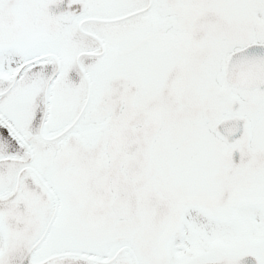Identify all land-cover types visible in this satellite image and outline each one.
<instances>
[{"label":"snow or ice","instance_id":"6c2138e0","mask_svg":"<svg viewBox=\"0 0 264 264\" xmlns=\"http://www.w3.org/2000/svg\"><path fill=\"white\" fill-rule=\"evenodd\" d=\"M0 264H264V0H0Z\"/></svg>","mask_w":264,"mask_h":264}]
</instances>
